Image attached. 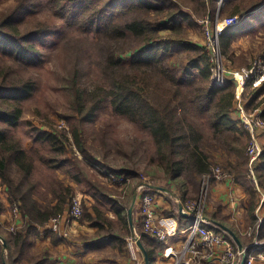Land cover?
Masks as SVG:
<instances>
[{
	"label": "trees",
	"instance_id": "16d2710c",
	"mask_svg": "<svg viewBox=\"0 0 264 264\" xmlns=\"http://www.w3.org/2000/svg\"><path fill=\"white\" fill-rule=\"evenodd\" d=\"M239 1L222 0L218 7L217 0L46 1L64 26H78L81 33L100 43L104 60L102 71L107 84L97 86L90 97L83 100L86 95L81 94L74 79L70 81L74 97L72 107L80 117V120L75 114L66 117L73 140L69 139L67 132L56 128L50 132L38 130L35 135L32 131L33 143L38 144L33 152L40 156L37 162L40 165H35L33 160L26 158L25 148L18 143L20 140L13 141L11 133L22 117L18 103L35 87L31 78H21L12 69L0 68V183L6 186L10 202L19 203L25 218V228L11 232L8 239L4 238V244L0 243V264H46V255L28 257L24 250L27 233L35 231L37 226H44L50 217L61 213L63 205H70L73 187L58 178V170L94 200L92 208L96 213L101 211L99 204H110L106 210L125 222L126 231L120 235L129 234L128 211L124 220V208L111 199L113 193L89 177L88 166L95 157L86 151V141L77 127L78 121L85 122L104 105L109 108V114L133 123L151 142L150 163L155 170L146 171L145 175L140 173V184L156 186L150 182L153 177L158 172L166 173L182 190V199L189 187L196 190L197 178L213 173L210 154L205 150L211 147L209 144L213 140L219 142L230 157L227 169H224L246 193L249 210L253 212L258 190L264 192V150L253 169L254 182L248 176V133L237 125L234 116L235 85L231 79L220 87L210 83L208 56L202 47L188 41L183 25V22L187 26L194 25L195 18L213 20L216 13L220 18L253 15L264 21V0H250L243 4ZM36 6L35 0H17L6 11H0V59L21 68L34 67L43 57L34 40L43 38L47 41L54 32L60 35L62 30L58 26L40 21L28 30H20ZM163 34L165 39H162ZM175 50L185 55L186 63L182 68L170 62ZM130 51L132 54L127 63L123 55ZM254 92L252 101L263 95L264 85ZM8 99L13 103L6 105L4 100ZM250 105L249 102L246 108H253ZM261 116L264 117V110ZM203 127L209 129L210 140L205 137ZM76 151L82 158L76 155ZM43 165L47 166L45 173L49 175L42 189H47V196L51 194L57 199L53 205L42 204L34 197V192L41 188L34 175L42 171ZM118 172L132 175L124 168L115 173ZM183 175L187 178L184 179ZM131 197L129 194L126 205L130 204ZM92 218L83 206L79 222ZM206 218L212 221L209 228L222 234L237 250L236 239L239 242L241 239L239 234L231 228L233 235L225 232L221 228L224 224L216 214H208ZM103 222L111 225L107 218H97L96 225ZM263 225L251 233V240L264 241ZM140 242L148 255V263L154 264L165 246L146 234L140 236Z\"/></svg>",
	"mask_w": 264,
	"mask_h": 264
},
{
	"label": "rangeland",
	"instance_id": "374dc122",
	"mask_svg": "<svg viewBox=\"0 0 264 264\" xmlns=\"http://www.w3.org/2000/svg\"><path fill=\"white\" fill-rule=\"evenodd\" d=\"M16 1L17 0H0V11H6L8 8L12 7ZM35 1L38 6L35 7L34 13L27 17L28 22L26 24L24 22L23 26H20V30H25L24 28L28 30L29 27L34 26L37 21H40V23H53L58 26L59 29L62 30L60 35L54 32L53 36L48 37L47 41H43V38L34 40L35 46H37L39 51L43 54L38 65L21 68L1 58L0 68L12 69V71L21 78H31V82L35 87L31 94L27 97H23L20 103H18L22 110V117L16 129L11 131V133L14 135L13 141L18 142L20 140L18 143L25 148L26 158L33 160L34 164H37V162L40 161V156H37V154L33 152L38 148V144L33 143L32 131L35 135V132L38 130L50 132L56 128L67 132L69 139L71 141L73 140L70 131L71 126H69L66 117L71 114H75L76 119L79 118L80 120V117L74 112L72 107L74 106V97L71 93L70 81L72 79L76 81L78 90H80L81 94L86 95V97H83V100H85L87 97H90L97 86L106 85L107 80L102 71L104 60L100 43L90 35L81 33V28L78 26H64L63 23L53 15L49 5L46 3L47 0ZM219 1L220 0H217V7L220 6ZM249 1L250 0H240L239 2L243 4ZM206 18L207 17L195 18V24L191 26H187L186 22H183L188 41L202 47L204 52V32L201 21ZM241 18L243 19L244 17ZM216 19H222L219 17V13H216L213 20L210 18L211 22L213 21L212 23H214ZM242 19L237 25L239 26V32H236L237 34L234 35V40L231 41V45L228 49L225 50L221 45V40L224 35L220 38L223 59L222 65L226 71L236 72L242 69L249 70L253 62L258 59L262 60L264 63V21H260L258 17L253 15H249V17L246 16L244 20ZM55 22H57V24ZM211 25L212 24H210V26ZM162 39H165L164 34ZM173 52V55L170 57V62L175 64L176 67L182 68L186 63L185 55L183 53H178L176 50ZM131 54L132 51L123 55V59L127 63L131 58ZM210 83L220 87L212 82L211 76ZM262 85H264V83L254 86L252 84H247L243 89L244 91L241 98L242 104L246 108L247 104L250 102V107H253L250 109L246 108L245 111L249 113H253L255 110L263 112L264 93L256 100L252 101V95L255 93L254 91L257 89L259 90ZM4 103L8 105L13 103V101L8 99L4 100ZM108 109L106 105L102 106L92 117L86 118L85 122L78 121L77 127L78 132L86 141V146L88 148L86 151L95 157L94 161L90 162L88 166L89 177L95 178L113 193L112 199L118 204L121 203L123 205L124 220H126L125 214L131 205H126L129 193L132 191L138 193L135 189L142 185L144 187L147 186V190L151 188L147 184H140L139 180L140 173H144L145 175L146 171L155 170L150 163V154L153 148L149 138L141 133L133 123L126 119L112 116L109 114ZM203 130L205 137L210 140L211 133L209 129L203 127ZM209 145L211 147H206L205 150L210 154L213 169L217 167L224 170L230 157L223 151L219 142L212 140ZM76 155L82 158L77 151ZM46 168L47 166L43 165L42 171L34 175L35 180L40 182L41 185V188L34 192V197L39 200H46L47 198V189H42V186L46 184L45 178L49 175L45 173L47 171L45 170ZM119 168L128 170L132 175L127 176L125 172H118L117 175L123 177L124 181L121 184L120 182L118 184H113L105 176L108 173L116 174L115 172H117ZM36 171H39V169ZM12 173H14V171H12ZM57 175L58 178L66 184H76L68 177H65L60 170L57 171ZM157 176L153 177L150 181L156 185L152 188H164L170 192L174 198L181 199L180 193L182 190L170 179V176L166 173L162 174L161 172H158ZM182 177L184 179L187 178L185 175ZM202 178L196 179V190L191 189V187L188 188L186 196L183 197L184 199L182 198L183 202L196 200L202 192H206L207 203L211 182L207 185L208 187L204 186ZM4 187L6 186L0 183V188ZM75 190H78L77 192H83L79 186ZM206 215H208L207 212H205V216ZM78 223L80 224V222ZM113 226H115L114 232L120 231V225L117 222H114ZM132 226L140 230V223L137 225L132 223ZM8 228L9 226L5 228V225L2 228L0 227V243L2 244H4V238L8 239L10 237L8 236V234H10ZM3 233L5 234L3 235ZM251 247H254L253 243ZM237 250L242 251L244 248L242 246V250ZM244 252L248 255V251L244 250Z\"/></svg>",
	"mask_w": 264,
	"mask_h": 264
},
{
	"label": "built area",
	"instance_id": "2783aa9c",
	"mask_svg": "<svg viewBox=\"0 0 264 264\" xmlns=\"http://www.w3.org/2000/svg\"><path fill=\"white\" fill-rule=\"evenodd\" d=\"M222 0L219 1L221 5ZM241 18L236 16L216 19L214 23L206 18L201 21V26L204 32V49L208 56V63L211 71V79L213 83L221 86L227 80L235 85V119L237 125L244 128L248 133V144L246 153L249 157V172L248 176L256 182L253 172L254 167L259 162V157L264 150V142L260 140L264 138V118L261 112L254 111L249 113L245 111V106L241 102L243 89L247 84L261 85L264 83V63L262 60H255L252 66L248 69L231 72L226 71L222 65V49L220 38L224 32L233 26L240 23ZM210 24L214 26H210ZM111 183H123L124 179L117 174H106L105 176ZM228 180L236 183L233 180L232 174L227 170H221L217 167L211 175H204L202 183L207 186L210 182ZM208 187V186H207ZM140 193V230L134 226L131 227V233L126 238V250L129 259L134 263H144L143 255L138 247V241L142 234H146L151 239L165 245L163 255L165 258H171L172 264H240L243 256L246 257L245 264H252L255 260L264 262V250L255 252L251 251L248 255L242 251H238L234 246L220 233L209 228L210 221L205 216L206 209V192H202L198 199L188 200L183 202L182 199L174 198L178 203L177 213L180 216H190L191 223L182 230L170 231L166 228H161L155 224V214L153 211L155 198L154 195L147 191V186H139L135 189ZM206 191V190H205ZM0 193H5L8 196L6 187L0 188ZM0 201V219L2 217V206ZM8 219L10 232L19 231L25 225L22 212L18 202H10L8 209ZM83 215V203L79 194H74L71 197L70 205L66 212L57 213L49 218L44 224V228L53 233H58L63 239L70 237L73 232L71 229L75 226ZM23 220V221H21ZM0 225H4V222ZM185 234V242L175 250L170 244V240L179 235ZM168 244V245H167ZM263 243L254 239L253 246L258 247Z\"/></svg>",
	"mask_w": 264,
	"mask_h": 264
},
{
	"label": "crops",
	"instance_id": "0c3cea01",
	"mask_svg": "<svg viewBox=\"0 0 264 264\" xmlns=\"http://www.w3.org/2000/svg\"><path fill=\"white\" fill-rule=\"evenodd\" d=\"M245 18L246 17L242 20ZM238 27L239 26L236 25L225 31L222 38L223 48L225 50L231 45L230 43L234 40V35L237 34L236 32H239ZM260 140L262 143L264 142L263 137H261ZM70 185L73 187L74 194H79L82 198L83 206L87 207L89 214H91L93 218L73 226L71 228L73 232L67 239H63L58 233L46 230L43 226L35 227V231H31L26 235L25 255L28 257L46 255V264H137L129 259L126 250V238L131 233L129 220L127 225L129 234L121 236L120 234L126 231L125 223L118 216L106 210L110 204H99L101 211L96 213L92 208L94 200L83 192H77L78 190H75L78 187L77 184L70 183ZM147 191H150L155 198L153 211L155 214V224L157 226L166 228L170 231H178L184 229L191 223L192 219L190 216L178 215V203H176L170 192L161 191L152 187ZM258 191L259 194L255 201L256 206L253 212H251L249 210L250 202L248 196L240 185L237 183L234 184L228 180L219 182L213 181L211 182L205 209L207 214H216L222 224H224V226L226 225L228 229L231 228L236 231L241 238V245L243 243L245 246L244 250H249V252L251 250L256 252L264 250V244L258 247H251L253 243V239L251 240V233H253V231L257 232L261 224L264 223V192L261 190ZM129 194L132 196L131 203L133 202V198H135L132 211V222L137 225L140 223V193H134L132 191ZM112 198L113 196L111 199ZM0 201H2L1 206L3 208L0 221L1 223L4 222L6 228L9 224V195L7 196L5 193H0ZM40 202L42 204L50 203L53 205L57 203V199L49 194L46 200H40ZM119 205L123 207L121 203H119ZM68 207L69 206L63 205L61 212H66ZM97 218H107L111 225L109 226L105 222L96 225ZM23 219L24 221H21L25 222L24 217ZM114 222L120 225V231L114 232ZM210 223L212 224V221H210ZM4 225H0V227L2 228ZM255 225L257 226L255 227ZM24 228L25 225L19 230ZM4 234L5 233H3V235ZM8 236H10V234H8ZM257 241L264 243V241ZM184 242L185 234H179L173 237L168 244L175 250H178ZM172 263V259L165 258L163 252H161L154 264ZM23 264H26V262ZM143 264H145V261ZM252 264H264V262L255 260Z\"/></svg>",
	"mask_w": 264,
	"mask_h": 264
},
{
	"label": "water",
	"instance_id": "95a60500",
	"mask_svg": "<svg viewBox=\"0 0 264 264\" xmlns=\"http://www.w3.org/2000/svg\"><path fill=\"white\" fill-rule=\"evenodd\" d=\"M156 189L161 190V191H167V190L164 189V188H156ZM134 201H135V198H133V202L131 203V205H130V207H129V209H128V220H129L130 227H132V223H133V222H132V211H133V207H134ZM221 228H222L225 232L231 233V234L233 235L232 231L229 230L226 226H222V225H221ZM236 242H237V244H238V249H239V250H242V245L240 244V242H239L237 239H236ZM138 247H139V249H140V251H141V253H142V255H143L144 261L146 262V264H149V263H148V255H147V253H146V251H145L143 245L141 244L140 240L138 241ZM245 263H246V257L243 256V258H242L240 264H245Z\"/></svg>",
	"mask_w": 264,
	"mask_h": 264
}]
</instances>
